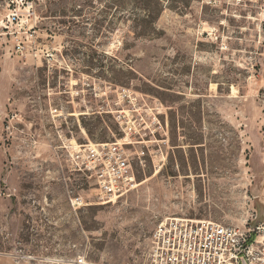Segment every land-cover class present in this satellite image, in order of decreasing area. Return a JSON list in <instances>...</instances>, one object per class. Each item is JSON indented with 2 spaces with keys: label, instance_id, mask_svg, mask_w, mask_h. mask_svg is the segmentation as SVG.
I'll use <instances>...</instances> for the list:
<instances>
[{
  "label": "rangeland",
  "instance_id": "rangeland-1",
  "mask_svg": "<svg viewBox=\"0 0 264 264\" xmlns=\"http://www.w3.org/2000/svg\"><path fill=\"white\" fill-rule=\"evenodd\" d=\"M11 1L0 0V264H148L154 228L173 217L264 235V0ZM87 138L134 143L137 185L113 202L96 203L57 148Z\"/></svg>",
  "mask_w": 264,
  "mask_h": 264
},
{
  "label": "built area",
  "instance_id": "built-area-1",
  "mask_svg": "<svg viewBox=\"0 0 264 264\" xmlns=\"http://www.w3.org/2000/svg\"><path fill=\"white\" fill-rule=\"evenodd\" d=\"M20 1L22 5L25 4L29 10L31 9V1ZM11 3L15 8V1L12 0ZM2 21L6 28L17 24L18 13L13 9L2 18ZM23 48L17 43L12 54H23ZM34 56H37L36 52ZM122 91L125 96H130L128 89L122 88ZM52 111H58L59 115L63 114V108L59 110L54 108ZM18 117L17 112L7 115V120H4L6 129L13 126L14 119L19 121ZM155 122L159 123L156 117L152 123ZM159 127L163 130L162 124H159ZM15 128L18 133H23V129ZM14 134L20 146L23 142L28 144L29 141L32 145L38 142L34 136L28 140L17 133ZM128 145L134 147L131 139L126 142L118 140L94 143L87 138L85 143L70 146L62 143L57 148L66 149V162H70L92 180L96 191V203L106 204L125 195L137 185L132 148ZM135 152L138 160L142 162L144 151ZM84 202L81 196L71 198L72 204ZM259 230L260 227L257 226L244 232L237 226L207 219L173 217L160 222L154 228L146 260L148 264H264V235L254 234Z\"/></svg>",
  "mask_w": 264,
  "mask_h": 264
}]
</instances>
